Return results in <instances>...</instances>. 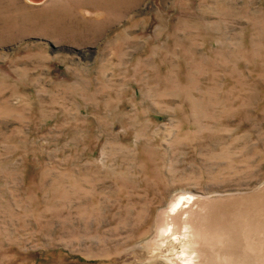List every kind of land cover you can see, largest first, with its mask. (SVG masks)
<instances>
[{"label": "rangeland", "instance_id": "obj_1", "mask_svg": "<svg viewBox=\"0 0 264 264\" xmlns=\"http://www.w3.org/2000/svg\"><path fill=\"white\" fill-rule=\"evenodd\" d=\"M192 257L264 264V0H0V264Z\"/></svg>", "mask_w": 264, "mask_h": 264}, {"label": "bare ground", "instance_id": "obj_2", "mask_svg": "<svg viewBox=\"0 0 264 264\" xmlns=\"http://www.w3.org/2000/svg\"><path fill=\"white\" fill-rule=\"evenodd\" d=\"M199 199L198 198H196V197H192V196H190V197H188L187 199H185V200H179L176 204H175V208H174V211H177L176 213H178V216L180 215V214H182V213H186L188 216H186L185 218H186V220H185V218H184V220H182V223H185V224H187L191 219H194L195 218V213L197 212V210L196 209H191L190 207L191 206H193V205H196L197 207H200L199 206V201H198ZM204 204V203H203ZM193 217V218H192ZM162 230V229H161ZM164 232H166V233H168L167 231H168V229H167V231H165V230H163ZM170 231V230H169ZM162 232V231H161ZM160 233V232H159ZM162 234H165V233H163L162 232ZM161 234V235H162ZM168 235H170V232H169V234ZM173 235H175V234H173ZM171 236V235H170ZM169 236V237H170ZM184 236H186V234H184ZM182 237V236H181ZM171 239H173V238H171ZM183 239H185V238H183ZM163 240H164V238H163ZM174 241V240H173ZM162 243H163V241H162ZM175 243H176V241H175ZM181 246V245H180ZM196 260V257H192V258H190L189 259V261L191 262H194V264H203V263H205L204 261L205 260H203L202 258H201V260H197V261H195ZM181 261V260H180ZM183 262H185V261H183ZM186 264V263H185Z\"/></svg>", "mask_w": 264, "mask_h": 264}]
</instances>
